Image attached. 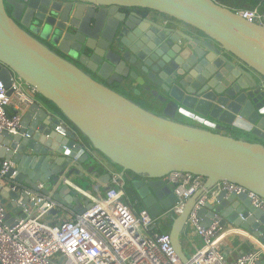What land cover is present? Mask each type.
I'll return each mask as SVG.
<instances>
[{
	"label": "water",
	"instance_id": "water-1",
	"mask_svg": "<svg viewBox=\"0 0 264 264\" xmlns=\"http://www.w3.org/2000/svg\"><path fill=\"white\" fill-rule=\"evenodd\" d=\"M76 1L102 8L0 0V80L9 88L15 73L39 96L19 133L0 135V159L14 163L0 186L6 221L25 217L29 197L17 203L24 185L39 191L44 184L40 191L61 210L78 214L92 203L65 179L90 184L96 193L109 189L112 174L85 149L81 132L122 174H133L127 181L153 217L178 202L165 176L190 172L206 179L169 231L186 264L181 235L202 195L228 181L264 198V26L215 0ZM132 8L153 16L122 11ZM115 84L151 97L158 113ZM31 162L36 165L28 173ZM198 213L206 215L203 226L220 215L222 225L241 227L264 243V212L246 193L222 191Z\"/></svg>",
	"mask_w": 264,
	"mask_h": 264
},
{
	"label": "built area",
	"instance_id": "built-area-1",
	"mask_svg": "<svg viewBox=\"0 0 264 264\" xmlns=\"http://www.w3.org/2000/svg\"><path fill=\"white\" fill-rule=\"evenodd\" d=\"M238 13L264 26V6ZM35 94L36 89L15 73L11 75L9 88L0 80V135L4 131L19 133ZM85 149L94 155L92 149ZM13 166L10 160L2 161L0 186L6 185ZM129 177L113 172L109 189L95 194L65 179L92 207L81 214L74 213L60 224H51L47 219L59 206L40 191L44 184H39V191L22 186L17 203L22 204L25 195L29 197L23 204L25 217L14 216L11 223L6 221V207L0 200V264H185L175 252L169 233L155 229L181 213L192 196L204 187L206 179L190 172L165 176L163 179L172 187L178 202L169 211L153 217L147 208H137V198L128 196ZM222 191L246 193L252 204L264 212V198L260 195L228 181L217 183L196 201L182 232L183 249L189 258L186 264H257L264 258V243L259 239L255 248L246 252L239 249L235 240L242 244L252 240L253 234L232 224L222 225L220 215L209 226H203L206 215L200 217L199 210L208 201L217 202Z\"/></svg>",
	"mask_w": 264,
	"mask_h": 264
},
{
	"label": "crops",
	"instance_id": "crops-1",
	"mask_svg": "<svg viewBox=\"0 0 264 264\" xmlns=\"http://www.w3.org/2000/svg\"><path fill=\"white\" fill-rule=\"evenodd\" d=\"M156 15H158V14H156ZM118 87H123L125 89V91H127L128 93H130L132 95H135L137 97V102L135 101L136 103L140 102L138 104H140L141 106H143V107L147 106L148 109H150L151 111H154V112L158 113L159 110H158L157 103H155L151 97H146L145 95L144 96H139V95L134 93L133 89H131L130 87L125 86V85H122V86L115 85V86H113V88L115 90H117ZM34 97L37 98L39 96H38V94H35ZM177 121L182 122L184 124H188V125L189 124L190 125L191 124L194 125V122L192 120H190V119H188V118H186L184 116H178ZM232 134H233V136L241 138L243 140L254 141L255 142V138H253L252 136H250L248 134L236 133V132H234ZM94 154H95V152H94ZM102 157L103 156H101L100 153L98 152L97 153V159L100 158V160H98V161L105 167V169H108L111 172V174L113 172H119V173L122 174V170L121 169L117 168L114 164H112L111 162L103 159ZM35 165H36V162L35 163L31 162L29 165L26 166V170L28 171V173H33L34 172V166ZM129 176L132 177L131 174ZM69 179L71 181H73L74 183H76L79 187L83 188L85 191H87L89 193H92L91 192L92 189L89 188V185H86V184H84V182H81L80 180L75 179V178H69ZM79 194H80L82 200L86 201L85 197L81 193H79ZM92 194H95V193H92ZM11 200L12 199L10 197L9 201H11ZM73 214H74V212H72V211L68 212V211H65V210H61L59 208V209L54 210L49 216H47V219H48V221L51 224H60L61 222H63L64 220H66L67 218L72 216ZM228 224L231 225V223H228ZM252 237H253L252 240H248L247 242L242 243V244H240L239 241L235 240V245L239 249H242V251H244V252H246V251H248L250 249H253L256 246V242H259V241H258L257 237H255L253 235H252ZM263 261H264V258H262L258 262H261L263 264Z\"/></svg>",
	"mask_w": 264,
	"mask_h": 264
},
{
	"label": "trees",
	"instance_id": "trees-1",
	"mask_svg": "<svg viewBox=\"0 0 264 264\" xmlns=\"http://www.w3.org/2000/svg\"><path fill=\"white\" fill-rule=\"evenodd\" d=\"M215 1L217 3L223 5V6H226V7L230 8L233 11H236V12L241 11V10L254 9L255 7H258V6H260V7L264 6V0H215ZM140 10L145 12V13L150 11L149 9H141V8H140ZM116 85H118V84H116ZM48 103L55 108L54 104H52L50 102H48ZM79 138H80V141L84 144L85 147H88V148L96 151V149L93 147V145L89 141V139L86 136H84L81 132H79ZM100 155L104 156L103 159L106 158L107 161L111 162L109 160V158H107L104 154L100 153ZM2 161L3 160L0 159V166L2 164ZM115 166L117 168L121 169L119 166H117V165H115ZM128 173L132 174L130 172H128ZM126 191H127L128 196L132 197V199H134V198L138 199V204H137V208L138 209L144 208V205H143L142 201L138 198L137 195H135V190H134V188L132 187V185L128 181L126 183ZM171 225H172V219L169 218L168 221L161 223L159 225V227L156 228L155 230L159 231L160 233H166V232L169 233V231L171 229Z\"/></svg>",
	"mask_w": 264,
	"mask_h": 264
},
{
	"label": "flooded vegetation",
	"instance_id": "flooded-vegetation-1",
	"mask_svg": "<svg viewBox=\"0 0 264 264\" xmlns=\"http://www.w3.org/2000/svg\"><path fill=\"white\" fill-rule=\"evenodd\" d=\"M52 2H56L58 4H62L63 6H68V8H71V7H76V6H79L80 8H95L97 10L101 9L102 6L98 5V4H92V3H88V2H81V1H76V0H50ZM9 12H11V9H8ZM122 11L124 12H127V13H136L138 14L140 17H152L153 14L151 11L145 13L143 11H141L140 9H135V8H132V9H123ZM163 20H168V17L166 16H162L161 17ZM115 86V85H114ZM130 175V174H129Z\"/></svg>",
	"mask_w": 264,
	"mask_h": 264
},
{
	"label": "rangeland",
	"instance_id": "rangeland-1",
	"mask_svg": "<svg viewBox=\"0 0 264 264\" xmlns=\"http://www.w3.org/2000/svg\"><path fill=\"white\" fill-rule=\"evenodd\" d=\"M116 85V84H115ZM118 86H122V85H118ZM116 91H118L119 93H121L122 95H125L126 97H128V98H130V99H132L133 101H136L137 102V97L135 96V95H132V94H130V93H128L127 91H125V89L123 88V87H118V89L116 90ZM138 103H140V102H138ZM145 108H148L147 106L145 107ZM94 151V150H93ZM95 152V154H94V156L97 158V151H94ZM100 157V156H99ZM102 158H104V156L102 157ZM106 159V158H105ZM98 160H100V158H98ZM107 160V159H106ZM92 161V163H91V166L93 165V166H96L97 165V161H95V160H91ZM84 184H86V183H84ZM86 185H89V188H90V184H86ZM91 192L92 193H96L95 191H94V189L93 190H91Z\"/></svg>",
	"mask_w": 264,
	"mask_h": 264
}]
</instances>
